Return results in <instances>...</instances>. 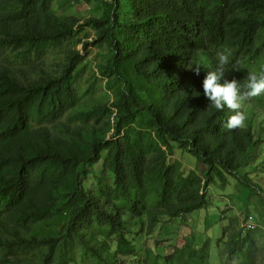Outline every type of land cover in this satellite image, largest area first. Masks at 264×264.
<instances>
[{
    "label": "trees",
    "instance_id": "16d2710c",
    "mask_svg": "<svg viewBox=\"0 0 264 264\" xmlns=\"http://www.w3.org/2000/svg\"><path fill=\"white\" fill-rule=\"evenodd\" d=\"M55 3L0 0V264H143L142 237L205 209L215 179L264 204L256 170L241 174L264 144V95L243 103L246 127L229 130L234 113L209 108L202 87L218 52L229 81L264 72V0H104L83 20ZM177 150L203 174L184 172ZM261 239L232 221L218 244L256 264ZM147 255L209 264L210 245Z\"/></svg>",
    "mask_w": 264,
    "mask_h": 264
},
{
    "label": "rangeland",
    "instance_id": "374dc122",
    "mask_svg": "<svg viewBox=\"0 0 264 264\" xmlns=\"http://www.w3.org/2000/svg\"><path fill=\"white\" fill-rule=\"evenodd\" d=\"M106 1L112 2V0ZM103 2L104 0H56L55 7L59 14L73 15L83 20L91 16H97L99 13L96 12V9L102 8ZM93 33L94 32L82 30L80 31V37L81 39H90ZM76 50L82 51V48L78 47ZM94 54L95 52L92 54L93 56L89 58L90 61H87L88 68L83 73V78L88 81H90L94 65L97 63ZM7 56V52L0 51V62L6 60L8 58ZM51 59L52 60L49 59L50 62H57V58L52 57ZM100 90L103 89H99L97 92L102 93ZM94 98L99 99V96ZM260 114L263 116L262 113ZM262 145L263 146L257 147L256 150L251 153L248 165L244 167L245 169H249L242 171L241 174L244 172L248 173V171L252 172V170L259 168L251 174L250 177L252 178L251 181L259 186V188H262L264 193V165L262 164L264 144ZM176 157L180 159L184 172L187 174L191 169L197 167L198 174L202 175L203 171L206 169V167L199 165L195 160L182 157L178 150ZM171 159L175 160V158ZM93 169L94 172L98 174L100 169H102V165L98 164ZM213 183L216 185H210L211 188L209 187L208 196L210 200L205 209L193 213L189 218L184 220L166 221V224L160 227L151 237L149 236L148 239L142 237V241L138 246L139 250L135 245L136 240H131L136 246L137 256L144 261L143 264H148V251L154 256L160 255L169 257L172 256L174 250L175 254H178L181 247L188 244L194 246V249L197 250L201 249L205 244H209V264H237L239 261L238 257H233L232 259L223 257L225 244L222 242L219 246L218 239L222 229L236 219L238 213L241 214L243 221L252 227H256L254 232L264 233V204L260 197L254 196L253 192L249 190L243 191L240 187L233 184L224 185L223 188H220L216 179ZM231 183H233L232 179ZM251 219H253V222L250 221ZM134 229L137 230L136 227H134ZM257 243L259 251L256 264H263L264 239L257 240ZM126 261L131 263L134 260L127 259Z\"/></svg>",
    "mask_w": 264,
    "mask_h": 264
},
{
    "label": "clouds",
    "instance_id": "9594fccd",
    "mask_svg": "<svg viewBox=\"0 0 264 264\" xmlns=\"http://www.w3.org/2000/svg\"><path fill=\"white\" fill-rule=\"evenodd\" d=\"M229 62H230L229 55L225 54L224 52L217 53V66L215 70L207 71L202 81L203 94L210 101L208 106L209 108H213L215 110H223L225 107H227L228 110L234 113L229 117L226 123L227 129L242 130L246 127V120H247L246 113L241 110L243 107V103L250 101L256 97H259L261 95H264V72H262L260 75L250 72L247 75L246 83L243 86H241L236 79H232L231 81L225 79L226 66L229 65ZM190 69L194 72L195 75L199 76L201 70L198 66L192 67ZM232 70L239 71V68L236 65H233ZM222 80L223 82H221ZM180 154L182 157L188 158L186 155L182 153ZM173 158L179 159L176 157V155ZM262 161H263V157H262ZM191 170L196 171L198 173L197 167ZM212 185H216V184L212 183L211 186ZM219 185L220 188H223L222 184ZM211 186L209 187L211 188ZM209 187L206 189L207 200H210L208 196ZM239 215H240V219H239ZM186 218H189V216L174 220H182V219L184 220ZM233 221L236 222L237 230L240 231L242 235H246L251 232L254 233L256 229V227H252L249 224H247L245 221H243L241 219L240 213L237 214L236 219H234ZM148 238L149 236L144 235V239H148ZM173 254H175V250Z\"/></svg>",
    "mask_w": 264,
    "mask_h": 264
},
{
    "label": "bare ground",
    "instance_id": "6f19581e",
    "mask_svg": "<svg viewBox=\"0 0 264 264\" xmlns=\"http://www.w3.org/2000/svg\"><path fill=\"white\" fill-rule=\"evenodd\" d=\"M242 219V218H241ZM251 222H253V219L250 220Z\"/></svg>",
    "mask_w": 264,
    "mask_h": 264
}]
</instances>
